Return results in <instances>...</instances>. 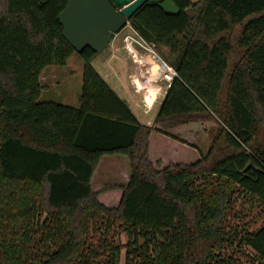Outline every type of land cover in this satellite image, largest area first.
<instances>
[{"label":"trees","instance_id":"trees-1","mask_svg":"<svg viewBox=\"0 0 264 264\" xmlns=\"http://www.w3.org/2000/svg\"><path fill=\"white\" fill-rule=\"evenodd\" d=\"M161 1L133 17L177 76L143 124L96 53L63 37L66 0H0V264H233L217 252L230 195L264 207V0H172L177 15ZM73 53L79 106L39 100L41 71ZM197 123L215 125L206 153L174 132ZM156 134L169 143L152 150ZM185 146L192 161L169 159ZM111 154L127 157L128 180L93 189ZM241 244L246 264H264V223Z\"/></svg>","mask_w":264,"mask_h":264},{"label":"rangeland","instance_id":"rangeland-1","mask_svg":"<svg viewBox=\"0 0 264 264\" xmlns=\"http://www.w3.org/2000/svg\"><path fill=\"white\" fill-rule=\"evenodd\" d=\"M126 31H129V27H125L120 33L122 34ZM139 51L140 62L134 61V59L122 46L119 48V52L129 58L131 65L134 66L135 72L134 78L129 81V86L132 93L127 91L125 88L123 89L122 96L127 99L133 111L137 113V117L141 123L151 124L167 87L165 86V83L158 82V84H156L154 87H151L149 90L146 89V86L148 85L147 82L150 79L149 74L151 69L148 68L147 63L143 62L144 59H142V56L144 55V51ZM154 51L161 58L155 49ZM111 54L112 50L110 45H108L104 51H102L99 59L109 58ZM148 54L153 58L151 53ZM68 60L69 61L66 66L54 67L59 70L58 74L61 77L57 81L56 85L53 83L52 85H49L50 88L43 87L39 96V100H51L72 107L79 106V93L82 82L83 63L75 53H73ZM154 60H156L159 65L158 72L161 71L163 67H161L159 59L155 57ZM96 62V59H94L91 63L93 67L96 65ZM165 63L168 64V62ZM142 73H145V77ZM155 76L157 75L155 74ZM136 100H138V102ZM135 102H137V104H135ZM147 121L149 122L147 123ZM214 126V124L210 123L202 124V126L197 123V125L190 126V128H187V126L186 128H182L181 131L174 132L178 136L183 137L186 141L196 145L202 153H206L215 129ZM165 138L166 137L159 134L154 135V137L151 139V149L154 150L158 146H161V139L163 140L164 144L168 145L169 141H166L167 139ZM191 150L192 149L190 147L185 146L184 148H180L176 151L172 150L168 154V157L174 161H192L193 158ZM128 176L129 163L125 155H105L100 159V162L94 171L91 180V186L93 189H96L98 186H101L100 188H102V186H105L106 188H112L114 186L126 183ZM102 189H104V187ZM116 192L117 190L113 191V193ZM230 197L231 198L226 205L221 232L224 233L225 237H230L231 241H225L223 246L217 252H220L219 254L223 255L224 257H228L227 259L233 262V264H246V260L250 259L253 253L248 246L243 244H241V246H237L236 243L238 239L243 236L244 231H251L264 223V207H261L255 201L240 197V194H238L236 191L232 192ZM99 199L105 204L111 205L107 202L104 195L99 197ZM120 238L122 242H126V235L124 233H121Z\"/></svg>","mask_w":264,"mask_h":264},{"label":"water","instance_id":"water-1","mask_svg":"<svg viewBox=\"0 0 264 264\" xmlns=\"http://www.w3.org/2000/svg\"><path fill=\"white\" fill-rule=\"evenodd\" d=\"M147 0H66L57 19L62 35L75 52L89 47L96 54L101 53L118 34L126 22L151 44L155 37L134 17V12ZM164 13L177 15L179 8L172 0L158 3Z\"/></svg>","mask_w":264,"mask_h":264},{"label":"crops","instance_id":"crops-1","mask_svg":"<svg viewBox=\"0 0 264 264\" xmlns=\"http://www.w3.org/2000/svg\"><path fill=\"white\" fill-rule=\"evenodd\" d=\"M121 33H118L113 36L111 42H110V47L112 50V54L109 56V58L106 59H99L101 53L96 54L95 57L91 60V63L93 62L94 59H96V65H94V68L97 70V72L103 77V79L108 83V85L116 91V93L123 99L127 101L126 98L122 96L123 89L126 88L127 91L131 92V88L129 86V81L134 78V66L131 65L129 58L125 56L124 54H121L119 52V48H121ZM104 51V50H103ZM148 53H144L142 56L144 59L143 62L148 64V68L154 69L155 66H159L156 60H154L155 57L152 58L151 55ZM71 57V56H70ZM70 57L68 59H70ZM150 58V59H149ZM66 62V65L68 64V60ZM98 59V60H97ZM142 61V60H141ZM64 65V66H66ZM63 66V67H64ZM153 66V67H149ZM56 66H48L44 68L41 73H40V83L44 88H50L49 85H52L53 83L56 85L57 81L60 79L61 76H59V70L57 68H54ZM157 70V69H155ZM145 75V73H142ZM143 75V76H144ZM150 76V74H149ZM138 78V77H137ZM150 79L147 82L146 89L149 90L151 87H154L156 84L155 81L153 80V77H149ZM150 81V82H149ZM154 84V85H153ZM153 85V86H152ZM120 93V94H119ZM132 93V92H131ZM41 101H51V100H41ZM138 102V100H136ZM135 102V104H137ZM128 103V101H127ZM129 107L133 111L131 105L128 103ZM133 113L138 116L137 113L133 111ZM138 118V117H137ZM139 120V118H138ZM149 121H147L148 123ZM115 155V154H111ZM105 156V155H103ZM101 156L100 159L103 157ZM99 159V162H100ZM98 162V164H99ZM97 168V167H96ZM128 180V179H127ZM126 180V181H127Z\"/></svg>","mask_w":264,"mask_h":264},{"label":"built area","instance_id":"built-area-1","mask_svg":"<svg viewBox=\"0 0 264 264\" xmlns=\"http://www.w3.org/2000/svg\"><path fill=\"white\" fill-rule=\"evenodd\" d=\"M125 27H129V31H126L122 33L121 35V46L126 50V52L134 59V61H139L140 58V51H144V53H151L153 57H156L159 59L161 63V67L163 69L158 72L156 76L155 82H163L165 83V86L168 87L175 78L176 72L175 70L166 64L154 51V48L152 47V44L148 42L142 35L138 33V31L130 24L129 21L126 22ZM122 29V30H123ZM122 30L120 32H122ZM119 32V33H120ZM140 85V84H139ZM141 88V86H140Z\"/></svg>","mask_w":264,"mask_h":264},{"label":"bare ground","instance_id":"bare-ground-1","mask_svg":"<svg viewBox=\"0 0 264 264\" xmlns=\"http://www.w3.org/2000/svg\"><path fill=\"white\" fill-rule=\"evenodd\" d=\"M151 69V68H150ZM155 69H157V70H155ZM158 67H157V65L155 66V68L152 70L151 69V72H150V76L151 77H153V80H151V81H155V78H156V76H155V74L157 75L158 74ZM144 75V74H143ZM145 77V76H144ZM147 78V77H146ZM144 84V83H143Z\"/></svg>","mask_w":264,"mask_h":264}]
</instances>
